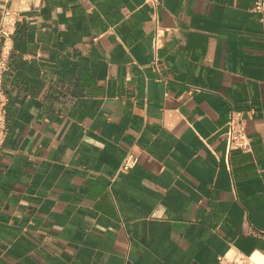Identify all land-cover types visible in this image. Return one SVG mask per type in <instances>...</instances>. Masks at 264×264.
Here are the masks:
<instances>
[{
    "label": "crops",
    "instance_id": "1",
    "mask_svg": "<svg viewBox=\"0 0 264 264\" xmlns=\"http://www.w3.org/2000/svg\"><path fill=\"white\" fill-rule=\"evenodd\" d=\"M255 1L0 0V14L19 10L4 75L0 264L264 255ZM232 109L245 116L250 151L227 150ZM128 152L138 161L122 169Z\"/></svg>",
    "mask_w": 264,
    "mask_h": 264
},
{
    "label": "built area",
    "instance_id": "2",
    "mask_svg": "<svg viewBox=\"0 0 264 264\" xmlns=\"http://www.w3.org/2000/svg\"><path fill=\"white\" fill-rule=\"evenodd\" d=\"M251 9L261 13V20H264V0H256ZM18 13L19 10L6 6L2 9L0 14V34L3 36V42L0 48V147L3 145L7 135L6 108L8 96L4 87V75L8 70L12 48L7 40L15 30ZM164 34L165 29L158 25L152 38V47L155 52V57L151 63H159L158 49L161 46ZM222 135L225 139L228 152L233 149H241L243 151L251 150V138L247 133L245 116L241 110L232 109L230 111ZM137 161L138 157L128 152L122 161L121 168L128 169L135 165ZM227 165L230 166L228 160ZM260 233L264 236V230L260 231ZM254 253L255 252L245 254L237 248H230L218 257L216 264H261L254 259Z\"/></svg>",
    "mask_w": 264,
    "mask_h": 264
},
{
    "label": "bare ground",
    "instance_id": "3",
    "mask_svg": "<svg viewBox=\"0 0 264 264\" xmlns=\"http://www.w3.org/2000/svg\"><path fill=\"white\" fill-rule=\"evenodd\" d=\"M254 259L261 263V264H264V256L261 255L260 253L256 252L254 255H253Z\"/></svg>",
    "mask_w": 264,
    "mask_h": 264
}]
</instances>
